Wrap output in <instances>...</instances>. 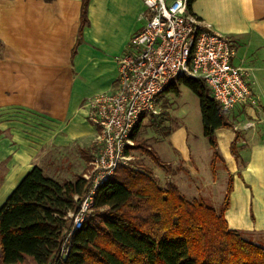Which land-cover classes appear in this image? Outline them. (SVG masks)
Segmentation results:
<instances>
[{"label": "crops", "instance_id": "obj_1", "mask_svg": "<svg viewBox=\"0 0 264 264\" xmlns=\"http://www.w3.org/2000/svg\"><path fill=\"white\" fill-rule=\"evenodd\" d=\"M81 2L0 0V206L33 165L64 181L91 159L97 128L87 118V102L114 90L117 60L146 21L141 0H89L80 28ZM190 10L230 38L231 62L244 72L250 97L226 112L231 126L214 130L215 147L199 133L191 143L183 122L170 128L154 143L148 171L158 184L170 182L216 210L230 180L228 227L260 234L264 0H193Z\"/></svg>", "mask_w": 264, "mask_h": 264}, {"label": "trees", "instance_id": "obj_2", "mask_svg": "<svg viewBox=\"0 0 264 264\" xmlns=\"http://www.w3.org/2000/svg\"><path fill=\"white\" fill-rule=\"evenodd\" d=\"M88 1L81 2L80 28ZM178 85L197 95L203 134L215 147L214 130L231 126L227 111L203 81L182 76L165 91L178 93ZM87 187L82 175L58 181L33 165L0 206V264H264V245L224 218L230 180L216 210L170 182L158 184L149 171L121 166L94 194L93 207L101 210L72 230L68 214Z\"/></svg>", "mask_w": 264, "mask_h": 264}, {"label": "built area", "instance_id": "obj_3", "mask_svg": "<svg viewBox=\"0 0 264 264\" xmlns=\"http://www.w3.org/2000/svg\"><path fill=\"white\" fill-rule=\"evenodd\" d=\"M141 2L148 12L146 21L117 60L114 90L96 94L87 102V118L97 128L96 151L88 172L82 174L88 187L79 197L76 211L68 214L72 230L80 228L94 208L100 185L119 167L131 165L132 131L143 113H159L156 98L169 84L182 76L199 79L226 111L250 97L244 72L231 62L232 41L191 14L189 0Z\"/></svg>", "mask_w": 264, "mask_h": 264}, {"label": "rangeland", "instance_id": "obj_4", "mask_svg": "<svg viewBox=\"0 0 264 264\" xmlns=\"http://www.w3.org/2000/svg\"><path fill=\"white\" fill-rule=\"evenodd\" d=\"M147 13L148 12L146 10V15ZM156 105L159 110L158 114L145 112L142 115V119L140 120L141 123H139L138 132L134 140L135 149L134 152H132L134 155V160L128 167L148 171L147 162L150 158V153H148V151L153 153L154 143L159 139L164 138L166 132L180 122H183L188 126L189 141L191 143L197 133H199L200 136L204 138L203 140H205V142L208 141V138L203 134L199 100L197 95L191 89L184 85H178V93L168 90L158 95L156 98ZM152 122L159 125L153 126ZM95 151L96 146H94L92 149L91 159L94 156ZM89 161L87 163L84 162L82 165L81 163H78L76 175H82L84 172H88L90 168ZM226 184L227 181L224 182V185ZM260 195L262 202H259V205L261 206L259 209L260 211H263L264 193H260ZM98 210L101 209L93 208L88 213L87 218H89L93 212ZM248 236H250L254 241L264 245V232L260 234H248ZM66 245L67 244L64 243V249H66Z\"/></svg>", "mask_w": 264, "mask_h": 264}, {"label": "bare ground", "instance_id": "obj_5", "mask_svg": "<svg viewBox=\"0 0 264 264\" xmlns=\"http://www.w3.org/2000/svg\"><path fill=\"white\" fill-rule=\"evenodd\" d=\"M262 202V201H261ZM261 204V203H260ZM259 207H261L260 205H259ZM262 210V209H261Z\"/></svg>", "mask_w": 264, "mask_h": 264}]
</instances>
